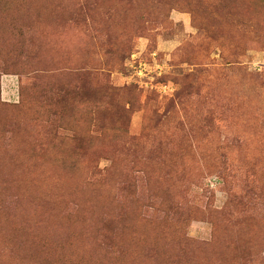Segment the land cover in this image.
<instances>
[{"label": "rangeland", "instance_id": "rangeland-1", "mask_svg": "<svg viewBox=\"0 0 264 264\" xmlns=\"http://www.w3.org/2000/svg\"><path fill=\"white\" fill-rule=\"evenodd\" d=\"M0 264H264V0H0Z\"/></svg>", "mask_w": 264, "mask_h": 264}]
</instances>
